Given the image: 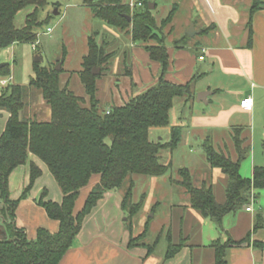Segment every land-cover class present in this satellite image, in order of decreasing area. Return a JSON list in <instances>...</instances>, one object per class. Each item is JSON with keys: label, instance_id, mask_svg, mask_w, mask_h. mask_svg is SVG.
Instances as JSON below:
<instances>
[{"label": "trees", "instance_id": "obj_1", "mask_svg": "<svg viewBox=\"0 0 264 264\" xmlns=\"http://www.w3.org/2000/svg\"><path fill=\"white\" fill-rule=\"evenodd\" d=\"M46 4L47 0H0V51L18 43L34 44L37 41V28L41 26L39 10ZM262 6V0L253 1L248 23L250 43L252 15ZM30 7L34 8L33 12L26 17L25 25L18 28L17 16ZM143 8L141 11H132L122 0H99L98 4L92 6L96 18L113 28L127 29L134 42L158 41L156 46L147 47V51L153 61L161 64L164 74L170 62L161 34L163 28L173 21L174 11L159 28L153 11L149 9V2L145 1ZM111 57L89 39V53L84 57L80 73L91 100L89 105L83 104L73 92L60 87L59 71L42 68L39 64H35V77L29 87L9 86L0 96V111L10 115L0 138V230L3 231L0 235V264H59L72 248L85 219L98 203L106 194L121 189H124L122 208L132 233V220L141 209L132 200L135 188L132 177H159L168 172V166L160 162L159 155L163 150L175 151L178 148L182 130L173 128L172 140L167 144L151 141L150 131L169 127L175 99L187 97L193 100L195 94L192 86L171 83L162 76L155 86L123 105L102 110L96 100V81L101 74L93 75V69L102 64L107 65ZM0 74L10 76L9 65ZM32 89L40 92L49 106V121L24 117ZM236 131L241 133L243 130L239 128ZM245 143V140L235 138L237 161L217 153L211 143L205 147L208 162L212 167L221 169L229 179L226 201L222 204L217 202L211 187L194 186L189 170L178 171L183 178L179 183L190 195L193 208L210 217L218 226H221L227 214L249 204L253 189H264V167L254 169L253 179H244L240 174L242 161L250 151L249 146H243ZM30 155L38 157L47 165L63 194L62 203L46 201V191L38 200V205L48 217L60 223V230L53 234L39 229L35 240H29L25 231L17 227L15 220L20 201L29 197L35 182L42 176L41 169L35 163L30 164V185L19 200H11L9 191L11 174L18 167L26 165ZM95 176H99V183L90 191L83 208L76 212L81 191ZM127 181L129 186L125 191ZM257 221L255 229L260 228V219ZM145 235L146 232L131 238L129 247L142 243ZM232 243L218 240L212 244L216 253L215 264H227L225 251ZM182 246L171 245L167 258L174 257Z\"/></svg>", "mask_w": 264, "mask_h": 264}, {"label": "crops", "instance_id": "obj_2", "mask_svg": "<svg viewBox=\"0 0 264 264\" xmlns=\"http://www.w3.org/2000/svg\"><path fill=\"white\" fill-rule=\"evenodd\" d=\"M88 1L96 3L99 0ZM170 1L172 10L168 16L174 11L173 21L163 28L161 34L169 55L168 70L163 74L161 64L153 61L147 51V47L156 46L158 41L134 42L131 33H127L130 34L128 37L132 43V51L130 55L123 52L124 66L122 69L119 55L107 53L113 58L111 57L112 59L105 65V70L113 71V78L119 76L120 72L122 78L127 80L124 86L121 85L124 79H118L116 85L109 80L107 85L114 90L113 95L117 94L120 97L119 102L113 97L111 100L115 106H121L131 98L155 86L162 76L171 83L191 84L195 94L194 99L176 98L171 110L172 114L176 101H180L177 110L174 111L173 120L170 119V125L182 130L180 144L186 139L189 140L192 137L194 139L199 131L212 129L230 136L228 139L232 140L238 158L235 138L245 140L244 146L247 148L249 141H254L260 129L264 133V0H262L263 6L252 15V43L249 41L248 23L254 0ZM128 2L129 0H122L124 5H129ZM139 3L142 4L141 7L138 6ZM139 3L134 4V8L129 5L130 9L134 11L136 6L143 8V2L139 1ZM94 5L96 4L88 6L92 8ZM154 8L155 17L158 3H154ZM181 13L186 15L183 21L178 19ZM168 16L159 24H162ZM103 25L105 31H108L115 40L123 37L120 29L113 28L105 22ZM191 26L195 27L196 32L193 37L185 33ZM179 30L180 34L177 35ZM166 42L170 45H166ZM102 45L111 47L106 43ZM201 57H203L202 60ZM2 60L0 58V62ZM112 60L115 61L113 65ZM201 92L210 93L207 97V104L196 101L197 94ZM248 97L253 99V106L249 110L241 107V102ZM201 105L208 106L209 111L202 114V110L198 109ZM9 117V113L0 111V138L6 129ZM239 128L243 130L241 133L236 131ZM221 141L224 145L227 140L222 137ZM209 143L210 141L206 140L205 147ZM220 152L234 160L231 155L221 150ZM248 156L249 154L246 158ZM31 163H35L41 169L42 176L35 182L29 197L20 201L15 223L17 227L25 231L29 240H35L39 229L48 230L53 234L60 230V223L48 217L46 211L38 205V200L46 191V201L62 203L63 194L47 165L38 157L30 155L28 163L18 167L9 178L11 200H19L23 191L30 185ZM207 163L212 171L226 176L221 169L212 167L208 159ZM255 164L252 158L251 164L246 166L245 174H242L240 167V174L244 179H253L254 169L264 167V165ZM99 179V176L93 178L89 185L92 183L94 185L92 187L88 185L81 191L75 208L76 212L83 208L90 191L99 183ZM176 183L180 184L179 180ZM228 184L229 179L227 187ZM211 188L214 189L213 186ZM123 196L124 189L105 195L85 219L83 228L72 248L68 250L59 264H215L216 253L211 246L218 240L223 243L233 242L225 251L227 264H264V189H253L249 204L236 212L227 214L221 226L194 209L188 194L189 202L184 203L181 209H177L183 213H179L175 221L179 223L176 236L178 242L175 244L171 232L168 231L166 249H158L164 238L165 228L161 229L153 245H146L144 242L149 231L147 229V232L146 230L143 232H146L143 242L132 248L129 247L131 238L138 236L134 231V218L132 233L129 230L126 214L122 208ZM159 205L158 202L154 204L152 209L154 214ZM176 206L178 208L180 205ZM249 206L252 207L251 212L247 211ZM173 210L175 209H171V213ZM155 215L151 218L154 219ZM259 219L260 228L255 229ZM190 220H193L194 224L187 223ZM169 228L171 229L172 225ZM179 244L183 246L177 254L172 258H167L169 247Z\"/></svg>", "mask_w": 264, "mask_h": 264}, {"label": "rangeland", "instance_id": "obj_3", "mask_svg": "<svg viewBox=\"0 0 264 264\" xmlns=\"http://www.w3.org/2000/svg\"><path fill=\"white\" fill-rule=\"evenodd\" d=\"M139 1L144 4L145 1L152 4L158 3V10L155 11V17L158 22L157 25L161 28L162 24H159V22L166 18L172 10L171 1L129 0L128 3L137 5L136 3H139ZM86 4H98V2L91 3L89 1L87 2V0H47L46 6L39 10L41 26L37 28V50H33L32 43H18L9 50H3L0 53V58L3 59L0 63L9 65L11 76L10 78V76L0 74V82L4 81V79L5 81H7V79L9 80L5 85L0 83V96L9 86L29 87L30 81L35 77V64H39L42 68L56 69L58 66V59H60V62L63 63L59 71L61 73L59 77L60 87L73 92L82 100L83 104H90V97L87 95L80 77V73L83 69L84 57L89 53V39L96 42L99 47H103L105 53H113V55L118 54L121 62V69L122 66H124L123 52L125 51V53L130 55L132 43L129 41L128 36H130V34H127V29L121 30L123 37L119 40H115L108 31H105L104 22L97 19L94 16L92 8ZM136 7L135 10L137 11L144 9L138 6ZM33 10L34 8L30 7L19 13L16 19V26L18 28L25 25L26 17L33 12ZM56 11L58 14L55 13ZM185 18V13H181L178 19L183 21ZM48 28L52 29V33H47ZM185 33H187V31H185ZM178 34H180V30L179 32L177 31V35ZM103 43L111 47H105L102 45ZM166 45L170 44L166 42ZM38 58L40 61H38ZM114 62L115 61L112 60L111 64L113 65ZM98 68L100 72L97 76L100 74L101 76L96 81V100L99 101V106L102 110H108L115 106L111 100L112 97L118 102L120 100L117 94L113 95V93H115L114 90L108 87L107 84L109 80L116 85L118 79H124L121 84L122 86H124L127 80L122 78L120 72L119 76L113 78V71L105 70V64H102ZM179 102L178 100L176 101L174 111L177 110ZM198 109L202 110V114L205 111H209L208 106L205 105H201ZM174 111L171 114L172 120ZM24 117L35 118L39 121H49L51 119V110L37 90L32 89L30 92ZM173 128V125H169L167 128L151 129V141L157 143L160 142L159 139H163V143L171 142ZM222 137L227 140L224 145V142L221 141ZM228 138H230V136L228 137L225 133L216 132L212 129L199 131L194 139L192 137V139L189 138V140H184L177 150H163L160 152V162L169 168L166 174L160 177L138 175L132 177L135 184L132 200L134 204H139L141 208L133 220L134 231L135 235L139 236L145 230L147 232V229H149L147 238L144 241L146 245H153L163 228H165L163 231L164 238L158 249H166L168 247V242H166L168 231L171 232L175 244L178 242L176 236L179 230V223L175 221L178 214L183 213L177 211V209H181L184 203L189 202L186 189L181 184L176 183L178 180L179 182L183 180V178L178 175L180 169H187L191 172L192 182L195 184V187L201 188L204 184L207 185V187L212 185L214 187L213 190L217 202L222 203L225 201L228 178L227 176L221 175V173H217V171H212L207 163L205 144L206 140H209L217 153H221V150L231 155L234 160L238 159L235 154L233 142ZM248 146L250 147L249 156L242 161V174H245L246 166L247 164L248 166L251 164L252 158H254L255 165H264V133L261 129L257 132L254 141H249ZM93 185L94 183L89 185V187ZM124 186L126 191L129 182L127 181ZM156 202L160 203V205L155 215L152 209ZM80 205H82V203H80ZM176 205L180 206L177 208ZM171 209H175L173 210L174 214L171 213ZM152 215H155L154 219L151 218ZM187 223L194 224V221L190 220ZM170 225H172L171 229L169 228ZM2 226H5L4 223H2Z\"/></svg>", "mask_w": 264, "mask_h": 264}, {"label": "water", "instance_id": "obj_4", "mask_svg": "<svg viewBox=\"0 0 264 264\" xmlns=\"http://www.w3.org/2000/svg\"><path fill=\"white\" fill-rule=\"evenodd\" d=\"M149 9H150L151 11H153V9H154V4L149 3ZM55 13L57 14V11H56ZM129 20H131L130 17H129ZM195 33H196V32H195V27H194V26H191L190 29L187 31L186 34H187V36H189V37H193ZM38 61H40L39 58H38ZM6 66H7L6 63H0V72H1V70H2L4 67H6ZM61 66H62V62H60V59H58V66L56 67L55 70H56V71H60ZM99 72H100V69H99V68H94V69H93V75L96 76ZM209 95H210L209 92H201V93L197 94L196 101H197L198 103H205V104H207V97H208ZM1 234H3V231H2V230H0V235H1Z\"/></svg>", "mask_w": 264, "mask_h": 264}, {"label": "built area", "instance_id": "obj_5", "mask_svg": "<svg viewBox=\"0 0 264 264\" xmlns=\"http://www.w3.org/2000/svg\"><path fill=\"white\" fill-rule=\"evenodd\" d=\"M138 6L141 7L142 4L139 3ZM130 7H131V8H134L135 5H134V4H130ZM47 33H52V29H51V28H48V29H47ZM37 46H38V42H35V43L33 44V50H37ZM202 59H203V57H201V60H202ZM7 82H8V81H5V80H4V81H1L0 83H1L2 85H5ZM252 106H253V99H252L251 97H248V98L244 99V100L241 102V107L244 108V109H248V110H249V109L252 108ZM247 211H248V212H251V211H252V207L249 206V207L247 208Z\"/></svg>", "mask_w": 264, "mask_h": 264}]
</instances>
